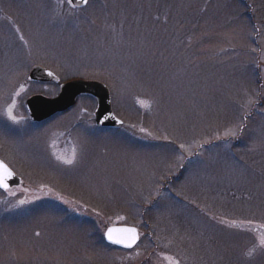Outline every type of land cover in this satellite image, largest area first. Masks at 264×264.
<instances>
[{
	"label": "rangeland",
	"instance_id": "1",
	"mask_svg": "<svg viewBox=\"0 0 264 264\" xmlns=\"http://www.w3.org/2000/svg\"><path fill=\"white\" fill-rule=\"evenodd\" d=\"M245 1L0 0V161L21 178L0 264H264V0ZM35 66L104 84L123 126L88 96L34 126L26 101L59 93ZM113 226L139 244L106 246Z\"/></svg>",
	"mask_w": 264,
	"mask_h": 264
},
{
	"label": "water",
	"instance_id": "2",
	"mask_svg": "<svg viewBox=\"0 0 264 264\" xmlns=\"http://www.w3.org/2000/svg\"><path fill=\"white\" fill-rule=\"evenodd\" d=\"M72 6L76 9H82L87 5L83 3V0H74ZM29 79L39 83H59L60 81L57 75L41 66L32 68ZM82 96L91 97L96 101L94 122L98 128L118 130L123 126V122L113 112L111 95L108 88L104 84L96 81L75 80L62 84L59 95L56 98L50 99L42 95L32 96L26 101V109L31 121L35 124H40L56 115L68 112L75 107L78 98ZM2 163L7 166L4 162ZM8 169L12 172V176L7 179L8 188L0 187L1 191H8L21 185V178L9 167ZM0 172H2V169H0ZM125 228L134 227L113 226L108 228L104 234L105 242L108 245L116 246L120 249H134L140 241L139 231L136 228L139 239L131 247L126 246V244L113 243L107 238L106 234L109 229ZM113 235L117 238H126L129 234L114 232Z\"/></svg>",
	"mask_w": 264,
	"mask_h": 264
},
{
	"label": "snow or ice",
	"instance_id": "3",
	"mask_svg": "<svg viewBox=\"0 0 264 264\" xmlns=\"http://www.w3.org/2000/svg\"><path fill=\"white\" fill-rule=\"evenodd\" d=\"M74 0H68L69 5H72ZM89 0H83V3L87 5ZM51 75V73H49ZM9 115L11 116V109H9ZM13 120H15V117H11ZM232 135L235 136L236 132L233 131ZM66 164H72L74 161L73 159H68L64 161ZM0 169H2V172H0V187H3L5 189L8 188L7 179L12 176V172L8 169L6 165H4L2 162H0ZM114 232H122L129 234L126 238H117L113 235ZM107 238L112 241L113 243L117 244H126V246L131 247L138 239L139 236L137 234V230L135 228H125V229H109L107 232ZM261 251H264V246L261 247ZM247 258H252L253 252L249 251L245 253ZM178 264V262H177Z\"/></svg>",
	"mask_w": 264,
	"mask_h": 264
},
{
	"label": "flooded vegetation",
	"instance_id": "4",
	"mask_svg": "<svg viewBox=\"0 0 264 264\" xmlns=\"http://www.w3.org/2000/svg\"><path fill=\"white\" fill-rule=\"evenodd\" d=\"M90 1V0H89ZM239 2H240V4L244 7V5H246L247 6V2L245 1V0H239ZM88 4H89V2H88ZM250 10L249 11H252V8H249ZM248 15H249V17L250 16H252V14H251V12H248ZM253 17H250V19H252ZM59 78V77H58ZM30 80V79H29ZM59 80H60V78H59ZM31 81V80H30ZM31 82H33V81H31ZM33 83H36V84H40V85H55V86H57L58 87V89H59V92H60V86L62 85V84H65V83H68V82H65V83H63V82H61V80L59 81V83H39V82H33ZM59 94V93H58ZM58 96V95H57ZM56 98V97H55ZM63 114H65V113H63ZM63 114H59V115H56V116H54L53 118H55V117H57V116H60V115H63ZM53 118H51V119H49V120H46V121H44V122H42V123H40V124H35V123H33L32 121V124L34 125V126H40V125H43V124H45V123H47L48 121H50V120H52ZM21 186V185H20ZM19 186V187H20ZM18 187V188H19ZM14 189H17V188H14ZM11 190H13V189H11ZM8 192V191H7ZM104 239V238H103ZM104 242H105V240H104ZM140 242V241H139ZM106 244V243H105ZM106 246H108L109 248H111V249H117V250H124V249H120V248H117V247H115V246H110V245H107L106 244ZM124 251H127V250H124ZM144 263L145 264H150L149 263V260L147 259L146 261H144Z\"/></svg>",
	"mask_w": 264,
	"mask_h": 264
}]
</instances>
